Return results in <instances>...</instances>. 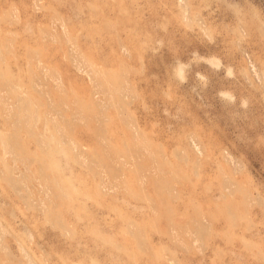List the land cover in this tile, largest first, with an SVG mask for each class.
I'll list each match as a JSON object with an SVG mask.
<instances>
[{
  "label": "rangeland",
  "instance_id": "1",
  "mask_svg": "<svg viewBox=\"0 0 264 264\" xmlns=\"http://www.w3.org/2000/svg\"><path fill=\"white\" fill-rule=\"evenodd\" d=\"M0 264H264V0H0Z\"/></svg>",
  "mask_w": 264,
  "mask_h": 264
}]
</instances>
